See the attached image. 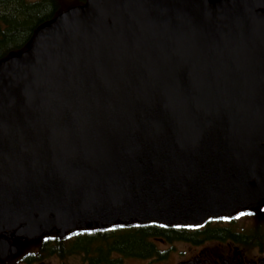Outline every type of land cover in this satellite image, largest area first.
Segmentation results:
<instances>
[{
	"label": "water",
	"instance_id": "obj_1",
	"mask_svg": "<svg viewBox=\"0 0 264 264\" xmlns=\"http://www.w3.org/2000/svg\"><path fill=\"white\" fill-rule=\"evenodd\" d=\"M262 203L264 0H86L0 60V233Z\"/></svg>",
	"mask_w": 264,
	"mask_h": 264
},
{
	"label": "flooded vegetation",
	"instance_id": "obj_2",
	"mask_svg": "<svg viewBox=\"0 0 264 264\" xmlns=\"http://www.w3.org/2000/svg\"><path fill=\"white\" fill-rule=\"evenodd\" d=\"M254 207L264 210V203L233 213L210 215L197 223L156 220L153 224L161 229V234L148 239L153 247L141 258H125L124 264H264L262 224L254 225L252 235L241 223L245 218L243 212ZM23 226L25 223H20L0 233L10 246L17 247L16 253H11L10 248L5 258L0 256V264H56L67 263L71 258L92 264L98 250L95 241L101 238V229L106 225L87 221L67 229L64 235L61 228L51 226L33 238L18 233Z\"/></svg>",
	"mask_w": 264,
	"mask_h": 264
},
{
	"label": "trees",
	"instance_id": "obj_3",
	"mask_svg": "<svg viewBox=\"0 0 264 264\" xmlns=\"http://www.w3.org/2000/svg\"><path fill=\"white\" fill-rule=\"evenodd\" d=\"M85 2L86 0H0V60L13 52L21 53L27 49L42 23L73 5ZM261 208H250L243 213L255 221L264 222V210ZM154 222L158 221L120 220L106 225L101 229V238L95 241L98 244L97 257L91 263L124 264L125 258L143 257L153 247L148 239L161 234V229ZM254 230L255 228H251L249 232L253 235ZM84 240L82 244L88 238Z\"/></svg>",
	"mask_w": 264,
	"mask_h": 264
},
{
	"label": "rangeland",
	"instance_id": "obj_4",
	"mask_svg": "<svg viewBox=\"0 0 264 264\" xmlns=\"http://www.w3.org/2000/svg\"><path fill=\"white\" fill-rule=\"evenodd\" d=\"M73 6H75V5H73ZM241 223L245 224L246 229L254 228V225H256L258 223L259 224H262V227L264 228V222H262V221H255L253 218L248 217V216H245V218L241 219ZM56 264H81V261H80V259H73V258H71L70 260L67 261V263H63L62 261H58Z\"/></svg>",
	"mask_w": 264,
	"mask_h": 264
}]
</instances>
